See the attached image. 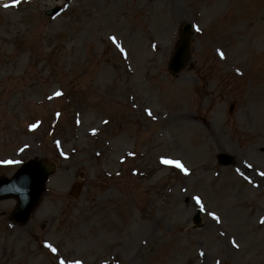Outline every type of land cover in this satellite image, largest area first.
<instances>
[{
  "label": "rangeland",
  "instance_id": "374dc122",
  "mask_svg": "<svg viewBox=\"0 0 264 264\" xmlns=\"http://www.w3.org/2000/svg\"><path fill=\"white\" fill-rule=\"evenodd\" d=\"M22 1L0 8V176L56 171L25 225L0 200V264H264V0Z\"/></svg>",
  "mask_w": 264,
  "mask_h": 264
},
{
  "label": "water",
  "instance_id": "95a60500",
  "mask_svg": "<svg viewBox=\"0 0 264 264\" xmlns=\"http://www.w3.org/2000/svg\"><path fill=\"white\" fill-rule=\"evenodd\" d=\"M51 12L50 14L55 13ZM192 35L190 26H186L183 31V39L179 43L170 68L177 74L186 65L189 52V37ZM219 160L223 165H229L232 159L227 155H221ZM51 168L34 161L25 165L14 177L13 180L0 179V198L16 196L19 199V206L14 212V219L19 223H25L29 219L31 212L36 206L39 198L45 189V183L50 175ZM3 184H8L3 186Z\"/></svg>",
  "mask_w": 264,
  "mask_h": 264
},
{
  "label": "snow or ice",
  "instance_id": "6c2138e0",
  "mask_svg": "<svg viewBox=\"0 0 264 264\" xmlns=\"http://www.w3.org/2000/svg\"><path fill=\"white\" fill-rule=\"evenodd\" d=\"M20 3H21V0H15V3H13V4H5L4 7H5V8H9V7H17ZM197 30H199V29H197ZM112 39H113V42L115 43V42H116V41H115V37H113ZM117 46L119 47V45H117ZM121 51H123L122 48H121ZM220 55H221V57L223 58V53H220ZM56 95H57V96H61L62 93H59V92H58V93H56ZM149 115H151V112H149ZM33 127H35V126H33ZM95 134H96V133L93 132V135H95ZM165 162H166V163H171L170 161H165ZM8 163L11 164L12 162L9 161ZM175 166L178 167V168H180L182 171H184L185 174H188L187 169L184 168V166H183L182 164H180V163H176ZM261 175H264V173H261ZM249 182H251V181H249ZM195 199H196V203H197L198 205H200L201 209L203 210L204 205H203L202 201L200 200V198H199V197H196ZM211 215H212L213 220H215V221H217V222L220 221V218H219L218 216H216L214 213H211ZM260 222H261L262 224H264V220H261ZM46 247H48L52 253H54V254L57 253V249H56L55 247H53L52 245L49 244V245H46ZM60 264H66V261H64V260H60ZM76 264H81V262H80V261H77Z\"/></svg>",
  "mask_w": 264,
  "mask_h": 264
},
{
  "label": "bare ground",
  "instance_id": "6f19581e",
  "mask_svg": "<svg viewBox=\"0 0 264 264\" xmlns=\"http://www.w3.org/2000/svg\"><path fill=\"white\" fill-rule=\"evenodd\" d=\"M184 118H191L192 116L186 114V115H183ZM201 120H202V125L205 129H208L209 128V124L208 122L206 121V118L204 116H201Z\"/></svg>",
  "mask_w": 264,
  "mask_h": 264
}]
</instances>
